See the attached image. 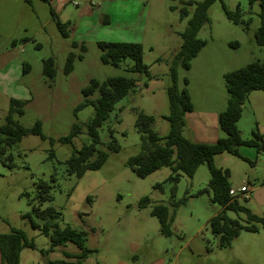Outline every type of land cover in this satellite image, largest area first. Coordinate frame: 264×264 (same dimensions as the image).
<instances>
[{"label": "rangeland", "instance_id": "374dc122", "mask_svg": "<svg viewBox=\"0 0 264 264\" xmlns=\"http://www.w3.org/2000/svg\"><path fill=\"white\" fill-rule=\"evenodd\" d=\"M90 1L95 6L89 14L81 13V8L89 5L83 0L77 1L78 6L69 5L66 13L61 14L44 0H30L24 5L14 0L0 3V125L4 123L10 99H17L23 102V114L14 116V119L26 128L38 121L45 136L41 139L37 135H26L9 147L6 154L11 155L12 168L0 161V236L11 229H19L33 241L36 249L23 248L19 264H44L45 257L61 259L59 247L47 256L40 254V250L49 247V239L32 229L29 219L24 217L34 204L42 209L54 207L61 212V226L69 225L88 233L86 246L94 247L97 252L86 264L102 263L106 243L119 249L129 264H146L153 256H164L169 262L173 259L170 249L180 245L184 236L193 234H196L194 240L201 243L199 247L204 253L192 260L183 253L182 257H187L189 263L264 264V228L260 223L252 222L258 227L256 232L240 231L229 247L217 246L209 220L221 208L210 201L208 194L199 193L206 188L210 178L205 164L200 165L191 178L182 174L175 184L165 181L170 174L168 168L140 179L125 165L126 160L141 148L140 135L134 126L137 110L154 114V130L161 136L166 135L168 124L161 118L168 113L165 92L160 105L142 92L143 88L129 93L99 129L103 143L99 147L108 153L105 163L97 170L86 171L80 178L66 173L65 162L72 149H79L88 142L85 130L93 116L91 105L74 111L83 100L81 89L91 79L102 82L114 76L145 81L143 75L128 72L132 65L130 59H125L117 67L103 64L97 43L141 44L143 62L148 65L149 72L159 73L168 85V73L163 74L167 69L153 61L162 57L166 47L181 42L179 34L186 26L179 10L182 2L187 0ZM222 3L231 10L238 5L242 18L248 20L247 28L227 20ZM258 12V4L250 6L247 0L215 1L208 8V22L197 34L205 41L204 47L190 61L187 71L178 69V87H184L185 78L186 89L189 88L193 97V101L190 98L192 106H196V113L199 112L205 120L209 115L202 113L214 114L217 109L223 111L226 108L223 75L264 58V48L254 40V32L260 23ZM57 22L66 24V37ZM73 42L78 47H72ZM81 45L84 51L80 50ZM70 52L75 58L72 71L65 74L64 65ZM49 58L55 69L53 79L43 73L44 61ZM249 95L241 106V116L236 123L242 140L251 139L252 131L263 135L260 127L264 124V110L255 114ZM96 97L97 94L92 98ZM215 121L218 123V116ZM73 123L81 125L82 132L70 144L60 143L59 138L69 133ZM108 130L113 131V138L119 146L117 152L106 147L110 140ZM218 133L219 138L225 137L219 126ZM184 134L187 137V133ZM238 152L241 158L228 153L216 155L213 164L228 171V181L238 204L253 215L263 217L264 204H257L252 192L264 187V153L246 146L240 147ZM40 181L50 186L52 200L37 201L36 185ZM155 184L161 187L156 188ZM242 186L251 189L247 198L246 194L238 192ZM143 197H148L151 204L139 208L138 202ZM182 199L185 202L177 205ZM157 203L166 205L174 214L170 237L160 234L157 219L150 215V207ZM226 215L242 225L250 223L243 212L227 211ZM94 228L101 230L93 233ZM146 231L149 236L141 242V249L131 252V241L145 236ZM73 248L75 246L71 243L65 245L68 252Z\"/></svg>", "mask_w": 264, "mask_h": 264}, {"label": "trees", "instance_id": "16d2710c", "mask_svg": "<svg viewBox=\"0 0 264 264\" xmlns=\"http://www.w3.org/2000/svg\"><path fill=\"white\" fill-rule=\"evenodd\" d=\"M26 4L30 0H23ZM45 1V0H44ZM217 0L183 1L180 8V18H187L186 26L179 36L181 44L174 56L170 60L159 58L158 62H164L168 66L169 84L165 88L168 102V113L163 119L168 124V131L165 136H160L153 129L154 117L144 113L142 110L136 111L134 126L140 135V151L129 157L125 165L134 174L143 179L149 174L168 168L169 176L165 181L177 183L180 176L186 175L191 178L197 168L205 164L210 175L206 188L199 191L200 194H208L213 204L218 205L221 210L209 220L211 233L217 239L218 247H229L234 239L238 237L240 231L256 232L258 227L253 223H260L264 228V216L257 217L248 209L238 204L235 197L231 194V187L228 181V171L217 168L213 164V157L222 153H228L240 157L238 152L242 146L254 148L257 152L264 153V142L258 131H252V138L242 140L237 129L236 123L241 116V106L252 91H264V58L262 61L251 62L239 69L229 71L223 75L225 90L227 93L226 108L218 114V126L225 134L224 138H219L213 144L195 143L183 136L184 116L193 109L190 96L186 89L187 80L183 79L184 87H178V69L187 71L190 68V61L204 47L205 41L199 39L197 34L202 25L208 22V8ZM221 1V0H219ZM250 6L257 3L259 6L258 17L259 26L254 32V40L257 45L264 48V0H247ZM193 6L191 13L186 7ZM224 17L233 24H240L247 28L248 20L242 18V10L237 5L233 10L221 4ZM52 17L54 13H51ZM58 28L64 37L66 24H59ZM72 47H78L73 42ZM97 47L101 51L100 61L103 64L119 66L125 59L132 61L128 72L140 74L145 77L146 82L155 79L157 76L150 74L148 66L143 62L142 45L139 43L127 42H98ZM81 51L84 46L81 45ZM75 56L70 52L64 65V73L72 71V63ZM81 58V55L79 56ZM43 73L48 78L53 79L55 69L53 60L46 59L43 64ZM138 79L135 77L114 76L99 82L91 79L89 83L81 89L83 100L74 109L75 112L91 105L93 116L86 125V135L88 142L79 149H72L66 164V173L77 178L83 176L86 171L99 169L106 161L108 153L99 146L101 142L99 129L109 119L116 105L129 93L135 90ZM97 94L96 98H92ZM23 102L17 99H10L4 123L0 125V161L13 167L11 155H7V150L13 144L21 140L26 135H37L41 139L45 136L41 132L40 123L36 121L32 127L21 126L14 116H21ZM82 132V126L73 123L67 135L60 137L59 142L70 144L72 139ZM109 142L107 149L117 152L119 146L113 138V131L108 130ZM53 156V152L50 153ZM175 185L171 188V197H174ZM156 188L161 187L155 184ZM36 199L39 203L52 200L49 194L50 186L40 181L36 185ZM185 202L182 199L177 202ZM32 204V203H31ZM151 204L148 197H143L138 202L139 208H145ZM227 211L234 213L243 212L247 215V224L242 225L238 220L229 218ZM150 215L155 217L159 223V232L162 236L170 237L173 212L170 213L168 207L157 203L150 207ZM30 221L32 229L38 230L49 239V247L40 250L44 257L53 252L56 247L65 246L71 243L78 248L77 254L63 251L61 259L50 260L44 258V264H83L84 261L96 250L86 246L87 232L81 229L72 228L69 225L61 226V212L54 207L40 208L39 205L32 204L31 212L24 215ZM35 218V220L33 219ZM253 222V223H252ZM23 248L36 249L32 240H29L24 231L11 229L7 234L0 236V264H19V255Z\"/></svg>", "mask_w": 264, "mask_h": 264}, {"label": "crops", "instance_id": "0c3cea01", "mask_svg": "<svg viewBox=\"0 0 264 264\" xmlns=\"http://www.w3.org/2000/svg\"><path fill=\"white\" fill-rule=\"evenodd\" d=\"M12 1L13 0H0V3H10ZM14 1L20 3V5L26 4L23 0H14ZM45 1L49 2V4L53 6V8L57 14H59V13L61 14V12L66 13L69 5H72V6H78L79 5L78 4L79 2H77L78 0H45ZM83 1L89 2L88 3L89 5H86L84 8H81V13H83V14L91 13L93 10V6H95L94 3H92L90 0L89 1L83 0ZM110 1L116 2V1H125V0H110ZM193 1H195V0H193ZM188 8H190L191 11L193 10V6H190ZM188 11H189V9H188ZM191 11H189V12H191ZM187 18L188 17L183 18V19L186 21ZM64 19H65L64 20L65 22H68L66 17H64ZM180 44H181V42L176 41V43L174 45L166 47L162 57H159V58H162L163 60H170L174 56L175 52L178 50ZM159 58L155 59L153 61V63H157V65H164L163 67H164V69H167V72H164L163 74H167L168 73V66L164 62H158L157 60ZM150 74L153 76H157V77L155 79H151V80L147 81L146 86L143 85L141 80H138V82L136 83L138 88H135V90L137 91L139 88H143L142 92L149 94L150 99H152V101H154L156 105H160L161 101L163 100L164 92H165V88H166L167 84L164 82L162 77H159V75H158L159 73L158 74L150 73ZM160 76H162V75L160 74ZM187 90L189 92L191 100L193 101V97H192V94H191L189 88ZM139 93H141V91ZM249 97H250V101H252L251 105L253 106V111L255 114L258 115L259 111L261 109L264 110V91L251 92ZM196 112H197L196 106L193 105L192 111L185 114L183 136L185 137L184 133H187V137H185V138L188 139L189 141H192L195 143H205V144L215 143L217 141V139L219 138L218 123H216L215 118H217L218 114L221 112V109H217L214 114H210V113L208 114L207 112L202 113V114L209 115V117L206 118L209 121L205 120L199 112H198L199 114ZM150 115H152V114H150ZM152 116L154 117V114ZM163 116H161L162 119H163ZM154 119H155V117H154ZM154 123H156V120L154 121ZM208 128L211 129V131H208L207 130ZM260 128H261V132L263 134L262 136L264 137V124H263V127H260ZM156 133H158V132H156ZM163 136H165V135H163ZM261 188H259V189H261ZM259 189H256L252 192V197H253V194L256 193ZM257 197L259 199H264V192H262L261 194H258ZM97 230L100 231L101 229L98 228ZM97 230H96V228H94L92 230V232L95 233ZM148 236H149V232L146 231L145 236L143 235L139 239L131 241V244H130L131 252H136L139 249H141V247H140L141 242L143 241L144 238L147 239ZM195 236H196V234L184 236L180 245H178L177 247L171 248L170 253L172 254L173 259L169 260V262H167V260L164 256H153L152 258L148 259L146 264H199V263H193V262L189 263V261H188V259L192 260L194 256L195 257L196 256L197 257L203 256V253H204V252L201 253V247H199L201 243L195 242V240H194ZM87 237H88V233H87ZM87 241H86V244H87ZM107 244L108 243H106V245L104 246L105 257H103L104 259L102 260V263H98V262L93 263L92 262L90 264H129L128 261L123 259V254L121 251H119V249H115L114 247H110V245H107ZM88 248L94 249V247H92V246H88ZM59 249H60L59 251H60L61 256H62V252L66 251L65 246L64 247L59 246ZM94 250H96V249H94ZM66 252H68V251H66ZM78 252H79V250L75 246V249L73 248V250L69 253L77 254ZM96 252H97V250H96ZM183 253H186L185 256L187 255L188 259L185 256L182 257ZM108 256H109V259H108ZM61 258H63V257H61ZM90 259H91V256L88 257L84 261L83 264L89 263ZM194 260H195V258H194ZM37 264H40V263H37Z\"/></svg>", "mask_w": 264, "mask_h": 264}, {"label": "water", "instance_id": "95a60500", "mask_svg": "<svg viewBox=\"0 0 264 264\" xmlns=\"http://www.w3.org/2000/svg\"><path fill=\"white\" fill-rule=\"evenodd\" d=\"M262 192H264V187H262L261 189H259L256 193L253 194V198L255 200V202L259 205L264 204V199H259L257 197L258 194H261Z\"/></svg>", "mask_w": 264, "mask_h": 264}, {"label": "built area", "instance_id": "2783aa9c", "mask_svg": "<svg viewBox=\"0 0 264 264\" xmlns=\"http://www.w3.org/2000/svg\"><path fill=\"white\" fill-rule=\"evenodd\" d=\"M241 195L246 194V198H247V194H250L251 189L250 188H246L245 186L240 187L239 191H238ZM231 194L233 195L232 189H231Z\"/></svg>", "mask_w": 264, "mask_h": 264}]
</instances>
